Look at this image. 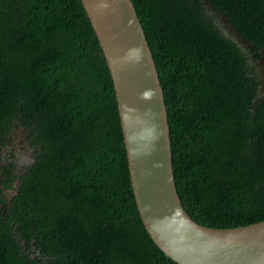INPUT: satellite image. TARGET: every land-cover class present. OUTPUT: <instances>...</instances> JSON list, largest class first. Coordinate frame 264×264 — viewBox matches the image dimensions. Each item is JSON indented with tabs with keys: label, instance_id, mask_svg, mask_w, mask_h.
Segmentation results:
<instances>
[{
	"label": "trees",
	"instance_id": "1",
	"mask_svg": "<svg viewBox=\"0 0 264 264\" xmlns=\"http://www.w3.org/2000/svg\"><path fill=\"white\" fill-rule=\"evenodd\" d=\"M131 1L184 210L212 226L264 219V0ZM0 264H179L140 219L80 0H0Z\"/></svg>",
	"mask_w": 264,
	"mask_h": 264
},
{
	"label": "water",
	"instance_id": "2",
	"mask_svg": "<svg viewBox=\"0 0 264 264\" xmlns=\"http://www.w3.org/2000/svg\"><path fill=\"white\" fill-rule=\"evenodd\" d=\"M80 1L112 79L130 184L151 239L179 264H264V219L212 226L184 210L174 183L163 89L132 1Z\"/></svg>",
	"mask_w": 264,
	"mask_h": 264
}]
</instances>
